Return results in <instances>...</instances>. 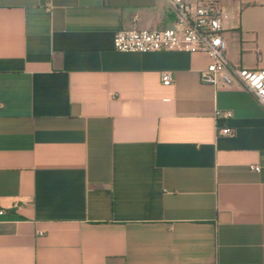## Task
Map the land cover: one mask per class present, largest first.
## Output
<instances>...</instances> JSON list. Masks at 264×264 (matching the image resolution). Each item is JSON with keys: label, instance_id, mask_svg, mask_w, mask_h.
<instances>
[{"label": "crops", "instance_id": "1", "mask_svg": "<svg viewBox=\"0 0 264 264\" xmlns=\"http://www.w3.org/2000/svg\"><path fill=\"white\" fill-rule=\"evenodd\" d=\"M221 5L229 60L264 68V0ZM173 25L169 0H0V264H264V105L207 53L114 46Z\"/></svg>", "mask_w": 264, "mask_h": 264}, {"label": "built area", "instance_id": "2", "mask_svg": "<svg viewBox=\"0 0 264 264\" xmlns=\"http://www.w3.org/2000/svg\"><path fill=\"white\" fill-rule=\"evenodd\" d=\"M174 14V25L160 29H127L115 32L114 46L119 51L150 52L160 50H182L204 52L211 62L202 70L201 79L214 85H231L241 82L257 100L264 105V68H248L235 64L227 57V15L222 9V0H169ZM164 85L174 81L171 70L160 72ZM217 118L231 116L230 111L215 112ZM221 134L232 135L229 126L219 127ZM254 170L260 166L253 164ZM7 208L0 206V218Z\"/></svg>", "mask_w": 264, "mask_h": 264}]
</instances>
